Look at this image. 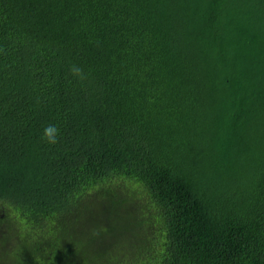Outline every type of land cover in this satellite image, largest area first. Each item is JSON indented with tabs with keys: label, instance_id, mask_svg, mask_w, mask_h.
<instances>
[{
	"label": "trees",
	"instance_id": "trees-1",
	"mask_svg": "<svg viewBox=\"0 0 264 264\" xmlns=\"http://www.w3.org/2000/svg\"><path fill=\"white\" fill-rule=\"evenodd\" d=\"M0 264H264V0H0Z\"/></svg>",
	"mask_w": 264,
	"mask_h": 264
},
{
	"label": "clouds",
	"instance_id": "clouds-1",
	"mask_svg": "<svg viewBox=\"0 0 264 264\" xmlns=\"http://www.w3.org/2000/svg\"><path fill=\"white\" fill-rule=\"evenodd\" d=\"M76 73H79V69L73 70ZM59 137V128L55 124H49L45 127L43 138L49 143V144H55Z\"/></svg>",
	"mask_w": 264,
	"mask_h": 264
},
{
	"label": "rangeland",
	"instance_id": "rangeland-1",
	"mask_svg": "<svg viewBox=\"0 0 264 264\" xmlns=\"http://www.w3.org/2000/svg\"><path fill=\"white\" fill-rule=\"evenodd\" d=\"M4 230V229H3Z\"/></svg>",
	"mask_w": 264,
	"mask_h": 264
}]
</instances>
